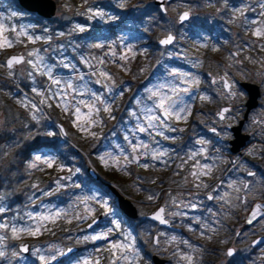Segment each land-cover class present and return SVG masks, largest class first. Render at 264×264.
<instances>
[{"label": "rangeland", "instance_id": "rangeland-1", "mask_svg": "<svg viewBox=\"0 0 264 264\" xmlns=\"http://www.w3.org/2000/svg\"><path fill=\"white\" fill-rule=\"evenodd\" d=\"M53 1V14L44 18L13 0H0V41L12 42L0 47V68L5 70L0 74L12 79L22 93L13 99L25 112L18 120L26 134L57 142L54 150L33 152L23 163L19 173L24 179L19 178L16 186L21 192V184L27 187L26 196L21 193L22 203L9 194L0 195V225H5L0 227V251L4 252L0 264H152L151 253L167 259L166 264H213L209 247L227 245L223 223H233L237 215L247 223V233L264 230V201H259L264 200V0H170L164 3V12L153 0ZM185 10L187 19L177 23ZM258 29L262 34L254 35ZM167 33L173 40L158 45L157 40ZM17 53L23 60L7 68L6 56ZM220 76L230 82L229 94L220 79L215 81ZM19 78L28 81L27 90ZM242 80L256 83L259 96L242 127L252 140L233 156V164L227 149L208 150L205 143L215 138L208 137L206 130L218 127L228 147L231 135L224 125H234L241 118L246 94L237 82ZM185 88L187 93L182 91ZM92 93L103 102L97 101L96 110L88 116V107L77 101L91 103ZM177 94L186 108L182 116L187 118L164 120L167 127L153 121L154 127L149 128L146 115L161 116L156 108L159 98L175 99ZM221 105L230 108L222 119L215 117L212 122ZM76 106L80 119L74 115ZM106 106L110 111H104ZM48 111L58 118L57 123L72 128V141L61 135ZM138 126L146 131L140 132ZM62 140L75 147V142L95 147L91 158L78 149L83 163L94 168L101 185L111 184L131 200L136 218L129 222L119 217L109 189L103 184L110 195L99 191L86 181L77 160L62 157ZM198 141L205 143L198 145ZM140 143L148 148L133 152V145ZM37 156L42 159L36 160ZM43 158L52 159V166ZM222 167H228L227 173ZM192 168L197 170L195 175H190ZM106 174L114 179H106ZM217 180L221 181L214 194L211 186ZM184 185L196 187L198 194H186ZM206 194L213 196L209 200ZM158 205L164 206L165 215L173 218L169 223L180 226L182 232L163 229L145 218ZM214 206L220 208L218 213L211 210ZM94 218L96 222L86 228ZM13 227H38L39 231L14 233ZM102 234L106 238L93 239ZM24 242L29 245L26 254L17 248ZM117 242L130 244L138 255L113 249ZM67 248L71 250L61 255ZM259 251L264 264L263 244Z\"/></svg>", "mask_w": 264, "mask_h": 264}, {"label": "trees", "instance_id": "trees-1", "mask_svg": "<svg viewBox=\"0 0 264 264\" xmlns=\"http://www.w3.org/2000/svg\"><path fill=\"white\" fill-rule=\"evenodd\" d=\"M16 4V0H13ZM158 15L162 16L164 13L158 11ZM59 25V24H58ZM60 26V25H59ZM137 30V29H135ZM109 34L112 31H108ZM4 72L3 68H0V73ZM19 83L22 89H28V81L26 79L19 78ZM16 89L15 84L11 79L3 77L0 74V195L9 194L12 200L21 201V198L26 196L27 187L21 184L22 192L17 190L19 178L24 179L23 175L20 174L23 163L29 158V156L36 151H41L46 148L48 150H54L57 145L56 139L48 140L45 136L39 134L28 135L24 131V127L18 120L21 114H25L23 109L14 103V96L22 94L19 89ZM49 117L57 122L58 118L53 112L48 111ZM67 140L72 141V128L61 122ZM65 149L63 150L62 157L77 160L82 171L85 173V179L89 184L101 185V181L97 179H91L85 172V164L82 159V152L78 149L84 151L88 157L91 158V152L95 150V147L85 146L84 143H76L77 147L68 144L66 141L62 140ZM76 149H75V148ZM106 179H114V175L106 174ZM106 193L108 192L105 189ZM21 193L24 196H21ZM109 194V193H108ZM110 195V194H109ZM22 203V201H21ZM130 222L129 219H126Z\"/></svg>", "mask_w": 264, "mask_h": 264}, {"label": "water", "instance_id": "water-1", "mask_svg": "<svg viewBox=\"0 0 264 264\" xmlns=\"http://www.w3.org/2000/svg\"><path fill=\"white\" fill-rule=\"evenodd\" d=\"M167 1H170V0H153L152 3L154 5H157L159 7L160 11L164 12V3ZM16 2L22 9H24L28 12H31V11L35 12L37 15L44 17V18H48L49 16H51L53 14L54 8H55V2L53 0H16ZM185 13H187V17H188V14H189L188 11H186V10L181 11L180 14L178 15V17L176 18L177 23H181L187 19V18L184 20L180 19V17L182 15H184ZM169 36H171L172 40H173V35L170 33H167V35L161 36L157 40V44L161 45V46L168 45L169 43L168 44H162L161 41L167 39ZM13 57H16V58L22 57L21 61L23 60L22 54H18V53L17 54H8L5 58V66L7 68H9L7 65V61ZM17 64L18 63H13V65H17ZM219 79L221 81V85H222L223 89L226 92H231L230 82L224 76L217 77V80H219ZM225 82L228 83L229 87H227V88L225 87ZM237 84L245 92L246 98H245V101L243 104L244 109H243L241 118L236 122V124L228 126V130H229L230 135H231V137L228 139V151L232 154L237 152L241 147H243L245 142L249 138L248 133L242 132L241 126L243 124V121L247 118L248 112L251 109L256 107V105L258 103V96H259V87L256 83L251 82V81H247V80H242V81H238ZM229 108H230V106H228V105L219 106L218 110L215 112V117L222 119L223 117L221 116V113H223V116H224V114L226 113V111H224V110L225 109L228 110ZM55 125L59 128L61 135L63 137H65V131L63 130L62 125L60 123H57V122L55 123ZM208 130L211 131L213 129L209 128ZM85 172L87 173V175L91 179H97V177H98L96 171L94 170V168L90 164H87L85 166ZM103 184L109 189L110 193L114 196L115 202H116L115 206L118 209V211L121 213V215L123 217L130 218V219L136 218L137 211H136L135 206L131 202V200L127 196H125L123 193H121L113 185L105 183V182H103ZM161 208H163V206L158 205L155 209L148 212L145 215V218L150 220V221H155L158 226L166 227V228L173 230V231H178L179 227H176V226H173L172 224H170L164 218L163 213H161V217H162V219L167 221V223H160V220L153 218L155 216V214ZM96 220H97V218H94L92 221L87 223L85 225V227L86 228L90 227L94 222H96ZM155 237H156V235L153 234V240L155 239ZM261 244H264V236L256 237L251 242V245H261ZM28 246H29L28 242H24L22 244H18L17 248L20 252H22L23 254H26L27 251H23L22 249L26 247L28 250ZM70 250H71V248H67L61 255L66 254ZM150 259L152 261V264H164V262H165L164 258L159 257L156 254H152L150 256Z\"/></svg>", "mask_w": 264, "mask_h": 264}, {"label": "flooded vegetation", "instance_id": "flooded-vegetation-1", "mask_svg": "<svg viewBox=\"0 0 264 264\" xmlns=\"http://www.w3.org/2000/svg\"><path fill=\"white\" fill-rule=\"evenodd\" d=\"M217 80V78H215V81ZM219 81V80H218ZM217 82V81H216ZM230 92H228L229 94ZM243 112V111H242ZM242 115V114H241ZM214 118H212V122H215V113H214ZM248 119V115L247 118L243 121V123ZM239 119H237L238 121ZM236 121V122H237ZM254 121V120H253ZM256 121V120H255ZM254 121V122H255ZM222 122V121H221ZM229 125H224V127H226V129H228ZM243 124L241 126V130H242ZM209 128H207L206 132H207V136L210 137V135H213L215 140H213L212 142H206L205 144H207L206 147H208V150H212L213 148H216V150H221V149H227L224 146L225 142L221 141V137H220V133H219V128L216 127L215 125L211 128L213 130L209 131ZM199 134V133H198ZM197 134V136H198ZM249 134V138L247 139V141L245 143H247L248 141L252 140L251 138V134ZM228 144V140L226 142ZM197 144L199 145V143L197 142ZM237 153L231 154L229 151H226V155L230 157L231 162H234L233 156L236 155ZM234 164V163H233ZM228 168V167H227ZM226 167H222L221 170L223 172L228 171ZM190 171V175L193 173H195L197 170L195 169H189ZM221 180H217L216 184L211 186V190L212 192L215 194L216 191H218V187L217 184L220 183ZM246 181L244 183V186H246ZM176 184H179V182H177ZM95 188H97L99 191H101L102 193L109 195V191L106 193L105 191V186L102 185H96ZM182 188H185L184 190H186V194H198V192L192 188L189 185H184ZM189 192V193H188ZM109 193V194H108ZM212 197V194H206L205 197H207V199H209V197ZM210 200V199H209ZM191 208L194 210L195 209V205L191 204ZM164 209V206H163ZM219 207L214 206L212 207V211H214L215 213H218L219 211ZM227 209L224 208V212ZM118 211V210H117ZM150 212V211H149ZM118 213L120 214L119 217L123 218L124 217L121 215V213L118 211ZM163 216L164 218L169 222V221H173V218H168L165 213L163 212ZM126 220V218H125ZM235 221H232L233 223L229 222V223H223L224 225V232H226V247H224V249H222L221 245H214L212 244L211 247H209L208 250H210V252L213 254V264H260L261 259H260V246L262 245H251V242L254 238L259 237V236H264V230L263 229H253L251 230L250 233H247L246 231L248 230V225H246L247 223H244L242 221V217H239L236 215ZM180 228V230L176 231V232H182V228L180 226H178ZM163 229H168L166 227H162ZM170 230V229H168ZM173 231V230H170ZM249 234H252L250 238H247V236ZM153 240V239H152ZM153 242H155V240H153ZM233 245V246H232ZM264 245V244H263ZM221 250H223L224 255H221ZM229 251H231V255H229ZM154 254L151 253L150 256ZM163 258V257H162ZM165 259V258H164ZM167 263V259H165L164 264ZM209 264V262H208Z\"/></svg>", "mask_w": 264, "mask_h": 264}, {"label": "snow or ice", "instance_id": "snow-or-ice-1", "mask_svg": "<svg viewBox=\"0 0 264 264\" xmlns=\"http://www.w3.org/2000/svg\"><path fill=\"white\" fill-rule=\"evenodd\" d=\"M262 7H264V5H262ZM187 18V13H185L184 15H182L180 17L181 20H184ZM3 33V25L0 24V35H2ZM254 35H261L262 34V30L258 29L256 32L253 33ZM21 35H23V32L21 33ZM29 39H31V37H29ZM36 39H39V37H36ZM172 41V37L169 36L167 39L165 40H162L161 43L162 44H168ZM11 41L10 40H7V38H4L3 41H0V47H3L5 45L7 46H11ZM97 47H99V45H97ZM32 53H29V56H31ZM22 57L21 58H16V57H13V58H10L8 61H7V65L9 68L12 67L13 63H19L21 61ZM121 59H124V57H121ZM28 63H32L31 61H28ZM47 73L50 75L51 74V69L48 68L46 69ZM102 76H105L107 77V74L106 73H101ZM53 83L54 84H59L60 81L58 80H53ZM97 83H99V81H97ZM67 87L69 89H71L73 87V85L71 83H68ZM225 87H229L228 83L225 82ZM35 91V89H33ZM182 91H184L185 93L188 92V89H182ZM172 92L173 93H178V90L173 88L172 89ZM153 96H156L157 93L156 92H153L152 93ZM92 96L94 97L93 100L91 101V103H88L84 100H79L77 101V105H85L86 107H88L89 109V112H88V116H91L93 111H95V104L97 101H101V97L96 95L95 93H92ZM201 99H206V97H201ZM43 103V101H41ZM103 102V101H101ZM183 104V102L179 99V96L177 94L176 98L174 99L172 96H161L159 98V101L156 103V108L160 109V112H161V116H157L155 114H149V115H146V119H147V122H148V127L149 128H152L154 127V124H153V121H160V125L161 126H164V127H167L165 124H164V120H167L171 117H175L177 120L183 118V119H186L187 117L186 116H182V113H184L186 111V108L181 106ZM65 111H68V108L65 107L64 108ZM104 111H110V109L106 106L104 108ZM224 111H228L227 109H225ZM146 113H152V109H146ZM74 115L77 117V119H80L81 118V112H80V107L79 106H76L75 107V112H74ZM221 116L223 117V113H221ZM93 123H99V121H92ZM139 127V126H138ZM169 130H173L174 129H169ZM139 131L140 132H145L146 129L144 127H139ZM180 131H183V129H180ZM49 135H52V133H49ZM157 135H163V133L161 132H157ZM166 139L168 137H165ZM198 143L200 144H203L205 143V141H198ZM138 147H143V148H148V144L146 143H140L139 145H133V152H136L138 150ZM161 155H163V153H161ZM193 156L196 155V153L194 152L192 154ZM192 157L190 156L189 159H191ZM42 157L41 156H37L36 157V160H41ZM153 159H156V156L153 155ZM132 160L133 161H136L137 160V157L136 156H133L132 157ZM43 162L48 164L49 167L52 166V159L50 158H43ZM142 167H148L147 164H144V165H141ZM31 167H35V164L31 165ZM193 175H195V173H193ZM92 199H95V197H91ZM212 197L210 196L209 199H211ZM85 199H88L87 197ZM149 199H151V197H149ZM106 204V202H105ZM0 211H3L2 208H0ZM164 212V209L161 208L156 214L155 216L153 217L154 219H157V220H160V223H167V221H165L164 219H162L161 217V213ZM57 215H59V213H57ZM173 215H176L175 213H173ZM37 219H48V217H37ZM251 222V221H250ZM113 223L115 224V226L117 228H119V224L116 222V221H113ZM0 227H5V225H0ZM12 231L15 233L17 231H28L30 232L32 235H35L37 231H39V228L37 227L35 230H32L31 227H24L22 229H17L15 227H13ZM112 229L110 228L109 229V232H111ZM100 238H106V235L102 234L101 236L99 237H93V239H100ZM2 239V238H0ZM125 239L127 240L128 237H125ZM172 239H175V237H173ZM158 243V241H157ZM185 243H187V241H185ZM111 247L113 249H119L121 252H123L125 249H127L128 251L130 252H133V255H138V253H135L134 249L131 247L130 244H125V243H121V242H117L115 244H112ZM23 251H27V248H23L22 249ZM13 255H16V253H13ZM229 255H231V251H229ZM0 256H4V252L3 251H0ZM55 257H53L54 259ZM125 260H129V257L127 255H125L123 257ZM41 260H44L45 258L43 256L40 257ZM187 259L189 261H191V257H187ZM87 264V262H86ZM98 264V262H97ZM113 264H115V262H113Z\"/></svg>", "mask_w": 264, "mask_h": 264}]
</instances>
